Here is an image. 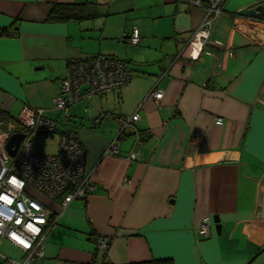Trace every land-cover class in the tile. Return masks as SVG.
<instances>
[{"label":"crops","instance_id":"obj_1","mask_svg":"<svg viewBox=\"0 0 264 264\" xmlns=\"http://www.w3.org/2000/svg\"><path fill=\"white\" fill-rule=\"evenodd\" d=\"M84 1L0 0L3 121L16 126L27 122L22 112L44 110L57 122L53 149L33 151L56 153L58 134L71 130L96 185L63 211L48 203L58 220L31 264H246L264 249V22L237 12L259 0H226L205 45L192 38L205 10L179 0H95L103 16L49 19L54 5ZM135 27L141 40L133 46L126 36ZM96 55L123 61L131 78L73 103L87 106V121L78 122L76 108L61 113L53 99L68 62ZM135 114L118 137L117 118ZM112 141L118 153L106 154ZM203 218L207 237L198 235ZM2 242L16 255L0 252V264L23 260ZM254 260L264 264V251Z\"/></svg>","mask_w":264,"mask_h":264},{"label":"built area","instance_id":"obj_2","mask_svg":"<svg viewBox=\"0 0 264 264\" xmlns=\"http://www.w3.org/2000/svg\"><path fill=\"white\" fill-rule=\"evenodd\" d=\"M179 1L205 10L200 28L192 34L200 45H205L212 23L221 14L226 0ZM140 40L137 28L126 36L128 44L133 46L138 45ZM129 81L127 64L112 56L73 59L68 62L66 75L58 83L53 109L64 111L75 102L117 90ZM161 95V91L153 89L149 97L158 100ZM137 118L135 114L130 119L119 117L117 121L119 126H124ZM21 119L27 122L16 123V126L0 120V243L6 240L24 254L23 260H7L6 264H31L33 260L41 259L44 256L45 233L57 223L59 212L67 209L74 200L84 199L96 188L85 171L82 145L71 130L58 134L56 153H35L34 137L38 135L44 141L51 140L57 132V122L42 109L24 111ZM221 122L218 118L216 124ZM15 133L22 134L23 138L11 156L6 149V141ZM115 141H112L106 154L118 153ZM51 202L58 203L60 210L57 214L49 207ZM208 234L209 219L203 218L198 235L207 237ZM97 243L98 248L105 249L108 240L99 239Z\"/></svg>","mask_w":264,"mask_h":264},{"label":"trees","instance_id":"obj_3","mask_svg":"<svg viewBox=\"0 0 264 264\" xmlns=\"http://www.w3.org/2000/svg\"><path fill=\"white\" fill-rule=\"evenodd\" d=\"M103 16L99 4L95 0H85L79 3H62L56 4L52 7L49 19L58 21H81L84 19H93ZM5 115L0 112V120L5 119ZM100 264H110L103 260ZM134 264H173L170 258H154L147 262L134 263Z\"/></svg>","mask_w":264,"mask_h":264},{"label":"rangeland","instance_id":"obj_4","mask_svg":"<svg viewBox=\"0 0 264 264\" xmlns=\"http://www.w3.org/2000/svg\"><path fill=\"white\" fill-rule=\"evenodd\" d=\"M256 1V0H255ZM261 1H263V0H259L258 2L260 3ZM258 2H256V3H258ZM107 19V18H106ZM109 20V19H108ZM264 22V21H263ZM136 28V27H135ZM133 29V28H132ZM132 29H131V31H132ZM138 29V28H137ZM130 31V32H131ZM120 46H122L121 44H120ZM125 46V45H124ZM119 49L121 50V52H124V49H123V47H119ZM123 49V50H122ZM131 49L132 48H130V47H128V49H125V50H128L129 52H131ZM126 64V63H125ZM128 71H129V69H128ZM44 73V71H35V70H33V75H37V76H40V75H42ZM130 73V72H129ZM131 78V77H130ZM2 83L4 84V85H6L7 87H8V89H12V86L10 85V84H8L5 80H2ZM21 93L23 94V92L21 91ZM54 100V99H53ZM76 108V111H78L77 112V114H76V117H77V119H78V122H86L87 120V118H86V103H83V102H79V103H76V104H74V105H72L70 108ZM68 108V107H67ZM66 108V109H67ZM70 108H69V110H70ZM65 109V110H66ZM88 109V108H87ZM64 110V111H65ZM68 110V111H69ZM64 111H61V113L62 112H64ZM71 111H72V109H71ZM60 112V111H59ZM18 113V111L17 110H14L13 112H12V114L13 115H16ZM69 113L70 112H67V113H63V117H64V119H65V117H67L66 118V122H68V120H70V118H69ZM54 114H55V116H56V112H54ZM71 115L73 116V114L71 113ZM81 118H83V120L81 119ZM119 118V117H118ZM122 118V117H121ZM123 119H125V118H123ZM7 123V122H6ZM7 124H9V123H7ZM71 126H74V124H70ZM118 125H119V123H118ZM60 126V125H59ZM130 126V124L129 125H127V127H129ZM118 133V132H117ZM50 141V140H49ZM49 141H44L43 140V138L42 137H37V139L36 140H34V150L35 151H37V152H41V153H48V152H51V150L53 149V146L51 145H49ZM48 142V143H47ZM38 143L41 145V147H37L38 146ZM200 227V226H199ZM0 252L1 253H4V254H7V255H10V256H13L14 258H15V250L14 249H12V247L7 243V242H2V244L0 245ZM255 261V260H254ZM253 261V262H254ZM252 262V263H253ZM251 263V264H252Z\"/></svg>","mask_w":264,"mask_h":264},{"label":"water","instance_id":"obj_5","mask_svg":"<svg viewBox=\"0 0 264 264\" xmlns=\"http://www.w3.org/2000/svg\"><path fill=\"white\" fill-rule=\"evenodd\" d=\"M237 14L240 16H243V17L253 19V20L255 19V20L264 21V0L252 8H243V9L239 10L237 12ZM127 125L119 126L117 128L118 135L124 134L125 129L127 128ZM22 138H23L22 134L15 133V134H12L8 138V140L6 141V149L11 156L14 155L17 147L19 146L20 142L22 141ZM213 219H214V223L216 224V230L219 233L220 227H221L219 220H217V216H214ZM263 251H264V249L257 252L254 256H252L250 258V260L246 264H251L254 261V259Z\"/></svg>","mask_w":264,"mask_h":264}]
</instances>
